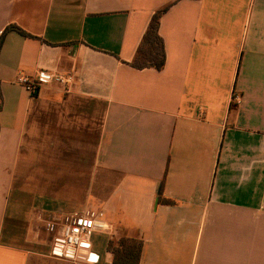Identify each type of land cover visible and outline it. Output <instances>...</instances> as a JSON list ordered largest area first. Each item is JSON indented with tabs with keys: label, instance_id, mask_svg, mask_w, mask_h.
Wrapping results in <instances>:
<instances>
[{
	"label": "crops",
	"instance_id": "0c3cea01",
	"mask_svg": "<svg viewBox=\"0 0 264 264\" xmlns=\"http://www.w3.org/2000/svg\"><path fill=\"white\" fill-rule=\"evenodd\" d=\"M167 6L165 68H134ZM10 26L33 37L0 48V264H88L45 227L90 207L98 264L121 238L140 264H264V0H0ZM41 71L75 82L31 96Z\"/></svg>",
	"mask_w": 264,
	"mask_h": 264
},
{
	"label": "built area",
	"instance_id": "2783aa9c",
	"mask_svg": "<svg viewBox=\"0 0 264 264\" xmlns=\"http://www.w3.org/2000/svg\"><path fill=\"white\" fill-rule=\"evenodd\" d=\"M17 82L34 96L44 85L71 86L75 77L72 74L41 71L34 78L19 75ZM235 101L239 104L241 97L237 96ZM104 219V211L90 207L66 215L61 221L47 222L46 230L51 235V255L74 262L98 264V257L93 253V237L100 230L112 232L111 225H107Z\"/></svg>",
	"mask_w": 264,
	"mask_h": 264
},
{
	"label": "trees",
	"instance_id": "16d2710c",
	"mask_svg": "<svg viewBox=\"0 0 264 264\" xmlns=\"http://www.w3.org/2000/svg\"><path fill=\"white\" fill-rule=\"evenodd\" d=\"M169 8L170 6H167L153 15L139 48L137 60L132 64L134 68L140 70L153 68L157 71H162L165 68L167 61L166 49L164 41L159 34V28L161 17ZM9 31H16L24 37H33L17 26H10L4 31L1 37L0 48L3 43L4 35ZM163 188L164 182L158 196L157 204H175L173 201L163 196ZM108 249L113 255L114 264H140L143 242L137 239L121 238L118 241L111 240Z\"/></svg>",
	"mask_w": 264,
	"mask_h": 264
},
{
	"label": "rangeland",
	"instance_id": "374dc122",
	"mask_svg": "<svg viewBox=\"0 0 264 264\" xmlns=\"http://www.w3.org/2000/svg\"><path fill=\"white\" fill-rule=\"evenodd\" d=\"M46 228V227H45Z\"/></svg>",
	"mask_w": 264,
	"mask_h": 264
}]
</instances>
